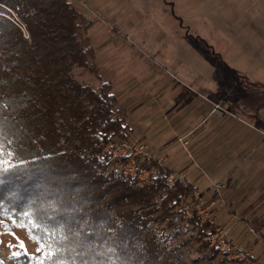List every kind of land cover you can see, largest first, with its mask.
<instances>
[{
    "label": "trees",
    "instance_id": "16d2710c",
    "mask_svg": "<svg viewBox=\"0 0 264 264\" xmlns=\"http://www.w3.org/2000/svg\"><path fill=\"white\" fill-rule=\"evenodd\" d=\"M93 22L69 0H0V219L37 235L40 264H200L204 255L185 259L172 243L181 219L197 230L199 251L208 246V229L184 218L188 186L169 184L172 170L156 160L141 161L153 172L141 183L104 151L129 132L96 62ZM75 66L100 85L79 82Z\"/></svg>",
    "mask_w": 264,
    "mask_h": 264
},
{
    "label": "rangeland",
    "instance_id": "374dc122",
    "mask_svg": "<svg viewBox=\"0 0 264 264\" xmlns=\"http://www.w3.org/2000/svg\"><path fill=\"white\" fill-rule=\"evenodd\" d=\"M80 1L90 11L76 4L77 8L94 19L87 34L102 80L113 83L117 116L128 127L126 140L149 144L156 156L186 165L183 174L209 199L218 198L211 196L212 185L221 183V199L212 206V213L227 238L248 254L238 257L219 251L208 258V249L215 246L203 238L208 249L200 252V241L194 237L197 230L181 219L177 224L182 233L172 243H181L185 259L204 255L200 264H259L252 255L264 264V20L254 12L243 20L244 14L237 13L233 25L219 22L203 31L205 43L197 46H185L175 38L178 32L167 31L174 35L172 40L166 41L169 45L163 55L152 57L124 24L93 11V0ZM136 1L105 0L101 4L113 9L123 5L132 11L141 8ZM259 6L263 10L264 0ZM172 19L176 26L177 20ZM143 20L146 30L154 33V25ZM72 72L79 82L100 85V79L84 67L75 66ZM216 103L222 113L213 112ZM190 129L193 132L186 137ZM180 137L189 139L186 147ZM2 220L0 264H24L21 257L25 254L30 264H40L37 235L25 224Z\"/></svg>",
    "mask_w": 264,
    "mask_h": 264
},
{
    "label": "crops",
    "instance_id": "0c3cea01",
    "mask_svg": "<svg viewBox=\"0 0 264 264\" xmlns=\"http://www.w3.org/2000/svg\"><path fill=\"white\" fill-rule=\"evenodd\" d=\"M104 1L100 0L96 3V0H93V3L96 5L94 4L92 10L96 13L100 12L108 19H114L117 23L124 24L123 27L130 30L131 35L147 47V52L152 57L163 55L162 53L166 49L165 45H169L166 41L172 40L174 35L166 33L167 31L178 32L175 38L179 37L182 39L183 43H186L184 44L185 46L190 44L197 46L205 43L203 31L211 29L213 24L219 22H225L227 26L233 25V21H235L234 15L237 13L239 15L244 14L243 20L247 18L245 15H251L253 12L261 20H264V17H262L264 8L262 10V6H259L262 4V0H139V3L137 0L136 3L141 8L137 10L132 9V11H128L127 7L123 5H117L116 9H113L108 4L102 7L103 4L101 3H104ZM172 17L177 20L176 26L172 23ZM143 19H148L149 24L152 23L154 25V33L146 30L148 27L145 26V20ZM149 27L151 26L149 25ZM211 57L215 58L214 55H211ZM209 113H212V111ZM192 132V129L187 130L185 136L188 137ZM185 139L189 140L188 138ZM202 155L206 156L203 153ZM207 158H205V161ZM164 164L173 173L185 177L192 184L186 174H183L188 168L186 165L177 166V162L169 161L168 157ZM193 186L198 188V186Z\"/></svg>",
    "mask_w": 264,
    "mask_h": 264
},
{
    "label": "built area",
    "instance_id": "2783aa9c",
    "mask_svg": "<svg viewBox=\"0 0 264 264\" xmlns=\"http://www.w3.org/2000/svg\"><path fill=\"white\" fill-rule=\"evenodd\" d=\"M74 6L78 4L80 8L88 11L86 2L80 0H69ZM77 7V6H76ZM18 20V19H17ZM15 22H17L15 20ZM18 23V22H17ZM120 33L121 31L118 30ZM223 112L219 103H216L213 112ZM179 142L186 147L188 141L185 137H180ZM104 151L108 152L114 162V166L126 176L136 177L139 182L145 183L152 179V170L141 163L142 160L151 161L156 160L158 163H164L167 157H156L149 144L141 143L132 140L112 141L104 146ZM179 180L183 185L188 186V190L182 195L180 203L182 205L183 215L185 219L196 216L202 226L206 227L209 233L204 237L210 242L211 246L217 247L222 252L234 253L235 256L245 257L248 252H244L234 242L230 241L223 232L220 224L217 222L215 215L212 213V206L217 203V199H221L222 184L219 182L213 183V190L211 196H218V198L209 199L198 188L190 186L185 177H181L171 172L167 181L169 184H174Z\"/></svg>",
    "mask_w": 264,
    "mask_h": 264
},
{
    "label": "snow or ice",
    "instance_id": "6c2138e0",
    "mask_svg": "<svg viewBox=\"0 0 264 264\" xmlns=\"http://www.w3.org/2000/svg\"><path fill=\"white\" fill-rule=\"evenodd\" d=\"M3 152H4V148H3L2 143H0V155H2ZM0 170H2V165H0Z\"/></svg>",
    "mask_w": 264,
    "mask_h": 264
}]
</instances>
